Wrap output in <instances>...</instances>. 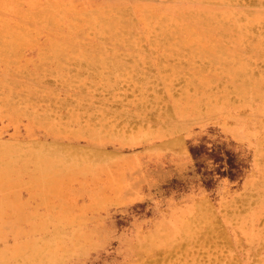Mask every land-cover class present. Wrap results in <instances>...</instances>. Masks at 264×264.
Instances as JSON below:
<instances>
[{
	"label": "bare ground",
	"instance_id": "obj_1",
	"mask_svg": "<svg viewBox=\"0 0 264 264\" xmlns=\"http://www.w3.org/2000/svg\"><path fill=\"white\" fill-rule=\"evenodd\" d=\"M244 1L255 7L243 10ZM244 1L0 0V119L17 128L27 117L25 138H0V264H55L63 251L82 247L76 240L98 230H65L61 223L103 206L109 188L123 190L132 179L118 155L95 147L118 140L126 128L93 125L95 108L66 110L85 100L89 88L126 83L138 89L159 116L155 130L145 119L136 123L149 130L148 138L174 134L179 117L217 112L226 119L242 106L253 113L235 127L225 125L231 132L245 137L249 127H264L258 121L264 114V0ZM47 81L60 88L37 86ZM62 110L79 124L69 127L50 113ZM37 127L52 140H39ZM246 191L224 204L221 217L204 206L172 214L139 248L179 247L164 253L168 261L155 259L162 264L230 262L226 228L238 223L239 204L264 188ZM83 194L92 202L72 211Z\"/></svg>",
	"mask_w": 264,
	"mask_h": 264
},
{
	"label": "rangeland",
	"instance_id": "obj_2",
	"mask_svg": "<svg viewBox=\"0 0 264 264\" xmlns=\"http://www.w3.org/2000/svg\"><path fill=\"white\" fill-rule=\"evenodd\" d=\"M254 7L246 1L240 4L243 10ZM37 86L60 88L52 81ZM19 88L29 90L25 85ZM140 95L138 89L126 83H120L112 90L89 88L85 100L73 101L66 109L76 104L83 106L82 110L95 108L90 120L93 125L105 121L113 129L126 128L121 133L116 132L118 140L112 139L95 147L118 155L116 162L129 168L127 176L132 179L120 186L125 188L123 190L109 188L107 199H103V206L98 208H92V205L81 211L93 199L86 194L76 197L71 209L81 211L83 215L71 224L62 220V227L65 230L96 229L98 232H93L87 240L77 239L82 247L63 251L55 264H162L156 261L161 256L168 261L169 256L165 257L164 253L173 250L176 254L179 247L139 248L144 247L147 235L152 234L161 222L181 210L193 211L198 206L208 207L216 217H221L224 204L234 203L235 198L243 193L245 197L247 188L253 191L264 188V127H249L251 134L242 137L225 126L235 127L245 114L253 113L248 106H242L235 116L226 119L217 112L179 117V129L174 134L157 133V136L148 138L146 133L149 130H139L136 123L145 119L146 124L155 126L150 129L155 130L159 127L155 118L159 116L155 114L156 107L149 101H141ZM65 96L61 91L59 98ZM45 103L50 104V100L45 99ZM66 110L50 113L69 127L79 124L69 120ZM85 117L83 114L81 118L84 122ZM164 119L167 124L169 120ZM258 121L264 123V114L258 113ZM124 122L128 123L125 127ZM26 124L25 115L17 128L0 119V138L8 140L16 135L25 138ZM42 129L36 128V137L52 140ZM62 142L83 146L86 139L63 138ZM126 158H130L131 163H126ZM263 198L264 193L239 204L238 223H231L226 228L231 254L228 253L230 257L227 258L230 262L224 261V264H264ZM252 219L255 221L250 224ZM200 264L205 262L202 260Z\"/></svg>",
	"mask_w": 264,
	"mask_h": 264
}]
</instances>
